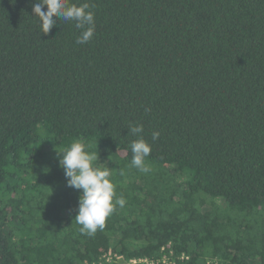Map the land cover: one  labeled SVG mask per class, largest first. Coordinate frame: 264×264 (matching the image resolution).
<instances>
[{
	"label": "trees",
	"instance_id": "obj_1",
	"mask_svg": "<svg viewBox=\"0 0 264 264\" xmlns=\"http://www.w3.org/2000/svg\"><path fill=\"white\" fill-rule=\"evenodd\" d=\"M35 2L0 0V264H264V0H70L95 13L86 44L58 17L44 35ZM74 140L126 201L93 236Z\"/></svg>",
	"mask_w": 264,
	"mask_h": 264
},
{
	"label": "clouds",
	"instance_id": "obj_2",
	"mask_svg": "<svg viewBox=\"0 0 264 264\" xmlns=\"http://www.w3.org/2000/svg\"><path fill=\"white\" fill-rule=\"evenodd\" d=\"M47 9L44 11V9ZM35 18L40 22V30L44 35L51 33L56 26L57 17L60 21H74L75 27L80 29L76 39L77 44L88 43L95 35V13L89 3H70V0H36L32 6ZM143 132V125H130L128 134L138 136ZM160 136L159 132L152 133L153 141ZM91 145H85L79 140H74L69 147L61 153L60 165L64 169L66 186L82 190L75 221L79 224L81 234L93 236L105 226L107 218L114 212L116 205L123 207L126 203L121 196L115 199V186L110 179L111 169L94 166L98 156L94 151H89ZM132 153L130 167L142 173L151 171L145 163L150 156L152 148L142 137L135 139L130 144ZM111 155L109 156L110 159ZM121 171V175H123Z\"/></svg>",
	"mask_w": 264,
	"mask_h": 264
},
{
	"label": "built area",
	"instance_id": "obj_3",
	"mask_svg": "<svg viewBox=\"0 0 264 264\" xmlns=\"http://www.w3.org/2000/svg\"><path fill=\"white\" fill-rule=\"evenodd\" d=\"M105 259H106L107 264H154V262L149 259H140V260L131 259L128 262H126L124 261L122 256L114 257V255L112 254V251L109 252L108 255L105 256ZM163 263L168 264L167 261H163Z\"/></svg>",
	"mask_w": 264,
	"mask_h": 264
}]
</instances>
